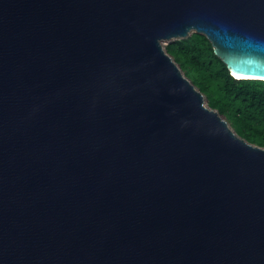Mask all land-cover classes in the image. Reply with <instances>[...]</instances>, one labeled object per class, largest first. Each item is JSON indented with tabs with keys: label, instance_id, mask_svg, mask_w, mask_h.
<instances>
[{
	"label": "water",
	"instance_id": "1",
	"mask_svg": "<svg viewBox=\"0 0 264 264\" xmlns=\"http://www.w3.org/2000/svg\"><path fill=\"white\" fill-rule=\"evenodd\" d=\"M264 82V0H0V264H264V149L164 45Z\"/></svg>",
	"mask_w": 264,
	"mask_h": 264
},
{
	"label": "trees",
	"instance_id": "2",
	"mask_svg": "<svg viewBox=\"0 0 264 264\" xmlns=\"http://www.w3.org/2000/svg\"><path fill=\"white\" fill-rule=\"evenodd\" d=\"M165 52L204 95L209 108L240 138L264 149V82L232 78L200 34L169 43Z\"/></svg>",
	"mask_w": 264,
	"mask_h": 264
},
{
	"label": "rangeland",
	"instance_id": "3",
	"mask_svg": "<svg viewBox=\"0 0 264 264\" xmlns=\"http://www.w3.org/2000/svg\"><path fill=\"white\" fill-rule=\"evenodd\" d=\"M171 43V42H170ZM169 43H167L166 45H168ZM166 45H164V48H165V46ZM204 101H205V105L208 107V105H207V100H206V98L204 99ZM224 120H225V118L223 117V116H221ZM234 131V130H233Z\"/></svg>",
	"mask_w": 264,
	"mask_h": 264
}]
</instances>
